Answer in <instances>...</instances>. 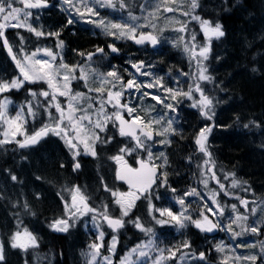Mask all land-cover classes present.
Wrapping results in <instances>:
<instances>
[{
    "label": "snow or ice",
    "instance_id": "1",
    "mask_svg": "<svg viewBox=\"0 0 264 264\" xmlns=\"http://www.w3.org/2000/svg\"><path fill=\"white\" fill-rule=\"evenodd\" d=\"M170 3H174V0H164V4H158L155 11H159L160 7H163L166 13L179 11L185 18L190 16L191 21L199 23L200 31L205 37L203 45H197L195 33L191 35L190 42L185 35L179 37L181 41H184V52L190 53V64L193 60L196 62V71L187 74L182 73V75L189 77L186 90L180 86L179 78H177L176 87L167 86L163 78L157 77L151 71L152 65H146L142 60L133 63L132 68L140 76L151 77L152 79L141 83L136 77H133L125 83L123 77L116 70L105 73L94 68L92 66L94 54L91 52L87 54L86 64L69 65L64 62L62 57L58 59L56 52L47 47H38L31 53L27 52L24 37L20 36V52L15 54L6 36L8 28L25 29L37 38L55 37L57 49H62L64 42L60 39V31L45 32L42 26H34L38 23L39 17L33 20L32 10L48 8L49 0H0V41L3 42V48L11 57L18 71V75L12 76L11 79L0 77V94L10 93L12 90H21L26 84H40V91H33L31 88L28 90L26 104L21 106L15 117L8 114V108L12 101L7 98L0 99V129H2L0 130V137H2L0 138V146L6 147L9 144H15L19 150H25L37 145L45 137L55 136L63 140L72 156V171L78 172L82 167L79 159L81 146L84 155L98 159L100 146L107 147L113 142L122 144L118 152L109 156L108 159L114 161L116 165L115 181L123 182L127 185V190L109 186L101 177L100 183L103 185L104 192L110 193L111 201L92 207L89 203V195L79 185L74 184L70 187L65 185L62 192L57 193L63 202V215L60 218H54L49 225L56 232H68L78 217L88 214H92V220L97 229H99L97 221L106 222L113 233H116L127 223L134 225L136 229L145 234L146 239L127 252L121 258L120 264H150V262L151 264H169L177 257V253H180L177 264H206V253L201 251L197 255L192 251L191 242L187 239L183 240L179 246L160 247L159 237L154 228L145 226L139 216L132 219V216L135 215L134 209L138 206L137 202L142 200H147L148 215L154 224L161 226V228L172 226L177 229V232H180L191 225L201 233L225 232L230 234L233 240L244 234L257 237L264 235V221L255 219L258 215V208L264 211V202H249L247 199L236 195L232 190L240 188L242 185L235 178L234 173L224 174L225 181L231 180L230 184L226 185L214 171L215 161L208 149L207 140L208 134L216 126L215 123L200 128L194 139L196 151L201 153L204 158L202 164H197V170L200 173L198 184L204 186L208 200L211 201V204L204 202L201 205L198 218L193 217L186 198L200 197L203 200L201 193L196 187H193L186 191L183 196L176 195V189L168 183V172L166 171L168 156L164 152H160L158 155L153 152L152 145L157 143L156 137H161L158 143L168 145L172 142V137L182 135V132L176 127L177 117L170 115V113L177 111L176 105L183 101H191L190 107L197 109L201 117L206 120H213L215 106L219 103V99L209 94L207 85L212 84L214 89L224 91L222 82L216 84L215 78L211 75L206 63L211 53V39H219L225 35L222 25L196 14V10L200 6L198 0H191L187 5V10H184L181 5L171 7L169 6ZM144 7L146 6H141L142 11ZM60 8L61 11L69 14L68 25L73 24L76 17L80 19L88 17L89 22L117 39L126 38L133 40L137 45L149 43L154 47L160 43L156 35L138 31L147 25H139L137 22L139 18L134 16L131 10L128 12V21L113 22L100 18L99 9H116L115 0H60ZM119 8L121 14L123 10L129 8L126 0H119ZM154 15L155 12L152 16ZM91 17H97V19H91ZM144 19L148 20L149 17H144ZM174 22L180 25L176 29L178 33L186 34L188 32L186 19ZM175 43L174 41L173 44L175 45ZM108 48L112 53L118 52V49L112 44H109ZM40 53H43V56H40ZM96 53L103 55L104 49L98 47ZM83 55L81 53V56ZM145 68L148 70H142ZM251 70L253 72L258 71L255 67ZM73 81H76L77 84L82 81L87 92L74 91ZM90 81L95 86H90ZM132 89H135L137 93L141 89H158L164 92L166 96L160 97L144 91L139 99L143 100L144 97L151 96V99L155 100L157 104L163 103L168 112L153 117L133 115L137 110L122 100L125 92H130ZM93 93L95 96L92 95ZM109 105L113 109L112 112L106 111ZM125 111L130 119H126L122 114ZM26 117H31L33 120L39 118L44 120V123L29 134L24 127ZM238 121L239 117H237ZM252 123L255 122L249 121L243 127L248 129ZM109 124H111L112 129L118 131L121 138H130V142L124 144L122 141H116L115 133L108 134L110 131ZM257 127L260 125L257 124ZM144 153H147L146 158ZM134 154L137 165L135 167L131 166L125 159L126 156ZM24 158L26 157L22 156V159ZM156 161H160V163H156ZM191 161L192 157L189 156V164ZM64 167L65 164L61 162L60 168ZM5 171L13 183H23L11 169ZM36 179L39 180L41 177L37 176ZM210 180L217 184V188L208 191ZM161 188L166 191L160 192ZM245 190L247 191V189ZM64 191L70 192V201L63 195ZM168 191L173 194L175 205L179 206L178 211H175L172 205L165 206ZM221 193L223 197L239 200V206L236 203L230 205V215L227 211L229 205L227 203L221 204L220 198H218ZM35 197L39 200L42 194L35 193ZM154 200L161 201V206H156L153 203ZM250 203L253 205L252 207H249ZM12 206L21 207L19 201L13 203ZM115 207L119 209V216L112 214ZM240 207L244 208L243 212L239 211ZM22 208L24 213L35 215L26 199ZM21 228L22 222L17 219L16 230L11 232L8 238L10 247L25 251L29 247H38V238L27 228H23L22 231ZM235 228H241V231H236ZM104 235L103 231H98L96 240L102 241ZM116 242V236L113 235L108 247L109 253H114ZM239 246V244L235 245V247ZM246 246L258 247L259 251L248 255H230L233 249L225 245L223 241L217 243L215 248L218 253L224 254L222 264H264V241ZM4 248L5 244L0 243V261H5ZM101 248V243L94 242L89 245L90 251L88 253H82L86 256L87 264H113L111 256H104L103 262L98 259L101 255ZM181 249L188 251L181 252Z\"/></svg>",
    "mask_w": 264,
    "mask_h": 264
},
{
    "label": "flooded vegetation",
    "instance_id": "2",
    "mask_svg": "<svg viewBox=\"0 0 264 264\" xmlns=\"http://www.w3.org/2000/svg\"><path fill=\"white\" fill-rule=\"evenodd\" d=\"M38 12L42 14V16L39 19L43 24V28L47 29L46 32L60 31V39L63 40L64 42L62 48V50H64L63 52L64 62L69 65L86 64L87 54L96 51L94 50V47H96L97 42H95L94 39L91 38V33L87 32L84 29L79 28V26L75 22L71 25L67 24V20L69 17L66 16L63 11H61L60 0H49V7L43 8ZM215 12L218 13L217 11ZM32 19L35 18L32 17ZM7 32L8 30H6V33ZM29 36H30L29 38L30 42L27 43V49L32 50L35 47L45 46L47 44L48 48L52 49L54 52L58 50L56 48L57 40L55 37L46 36L45 38L42 39L43 40L42 42H33V40L31 39L32 38L31 35ZM72 37H78L80 40H82V44L78 46L75 43H69V41H72L71 40ZM125 46L126 45L114 46L118 49V52L115 53L116 54L115 58H112L114 54L111 52V50L109 51L110 52L109 65L106 66V69L108 71H112V70L118 71V73L120 74L121 77H123L124 82L126 83V81L130 79L128 72H133L134 74L139 76V73H136L135 69L132 68V64L142 60L145 62L146 65H148L149 58L138 54L137 53L138 50L134 49L131 46H130L131 47L130 51L126 50L124 53H121L122 48ZM99 48L104 49L103 54H105L108 49L106 48V45H101L99 46ZM81 53L83 54L86 53V54L84 55V57H81ZM213 55L214 57H217L216 54ZM168 64L169 62L167 63V65ZM185 77L186 80L189 78L187 75ZM79 84L81 85V82ZM207 89L209 91V94L219 99V103H217L215 106V115L213 116V120H206L205 118L201 117L197 109L190 107L191 101H186L189 104L187 107H183V108L176 107L177 111L174 113H170L171 116L177 117L176 127L179 129L180 132H182V135L174 136L172 138V142L162 150L156 151L155 149H153V152L155 154L164 152L168 156V166L166 168V171L168 172V183L172 188L176 189L178 195H183L186 191H189L191 189L190 177H194L196 184L199 187H201L203 190H205L203 185L198 184V180L200 179V173L197 170V164L198 163L202 164L204 158L201 153H198L196 151V145L194 143V139L196 134L199 132L200 128L205 127L206 125H213V123H215L216 126L213 128V131L208 134L207 144L209 151L212 153L213 160L215 161L214 171L217 173L218 178L226 185L230 184L231 182L230 179L227 181L224 180V174L226 173H234L235 178L240 181V177L238 173L239 167L235 163L227 162L226 159H224L219 154V150L221 148L220 144H222L227 139L225 135L233 136V134L236 131H239L240 129L239 113L234 112V110H229L226 113H224V110L228 107V106L224 107V105L229 102L230 96L233 97V95L230 91L228 92L229 88H224V91H220L219 89H214V86L212 84L211 85L208 84ZM134 92L135 89H132L130 92L126 91L124 96L122 97L123 102L129 104V97L133 95ZM160 105L161 104H157L155 110L153 112H149L147 114V117H153V116H157L158 114H163L165 112H168V109L160 108ZM106 111L112 112L113 109L109 105L106 108ZM122 114L125 116L126 119H130L126 111L123 112ZM12 115L15 117L16 111H13ZM237 117H239L238 122H237ZM26 121L27 123H29V125H30V121H32L31 124H34V126L39 125L38 128H40L44 123V120H41L39 118L33 120L31 117H26ZM108 127L110 129L108 134L112 135L113 133H115L116 141H122L124 144L130 142V138L129 139L121 138L118 134V131L116 129H112L111 124H109ZM155 139L158 142V138L156 137ZM120 146H122V144L116 142H113L112 145L107 147L100 146L98 152V159L83 156L82 155L83 151L80 149L81 155L79 159L81 161L82 167L78 172H73L71 153H69L63 140H61L58 137L55 136L45 137L37 145H34L30 149H25V150H19L15 144H10L9 169H11L13 173L17 174L20 180L23 181V183L22 184L13 183L9 177V185L11 184L17 186L19 184L21 189L20 192L21 196H22V191L24 189H28L29 194L27 197L29 198L30 204L35 205L37 209V214L35 215V218L27 217L26 222H29L33 225L35 220H42L43 223H48L49 219H52V217L48 215L47 208L44 207V202L46 201V198H48L46 197V194L48 193L49 187L51 188L53 195L55 196L54 197L55 203L56 205H58L60 214L62 213V211H64V208H63V202L61 201L60 196H58L57 193L62 192V189L65 185H67L68 187L74 184L79 185L80 188L89 195L90 197L89 203L90 206L92 207L100 206L102 203H109L111 201L110 193H105L103 185L100 183L101 177L105 179V182L109 184V186L120 187L122 190L126 191L127 185L123 184V182L115 181L116 165L114 161L108 159L109 156L114 155L118 152ZM45 150L51 151V154H53L54 156L55 159L54 163L58 169V174L55 179L48 178L47 175L42 174L40 172H35L33 170H30V168L33 165V164L31 165L33 159L38 158ZM17 151L19 152V155ZM22 153L24 154L23 157L26 158L22 159ZM143 155L145 156V158L147 157V153H144ZM189 156L192 157L191 164H189L188 162ZM125 159L128 160L131 166L134 167L137 166L135 164V160H136L135 154L132 156H126ZM61 162L65 164L64 168H60ZM28 167L30 172L29 175L27 176L26 173H28ZM24 173L28 178H30L31 182L25 181ZM21 174L23 175V177L20 176ZM37 176L41 177V179L37 180L36 179ZM1 178L2 177L0 174V189L1 190L3 189V192L7 193V187L5 181L3 179V181L1 182ZM49 181H51L50 184ZM216 188H217V184L214 181L210 180L208 185V190L209 189L214 190ZM165 191L166 190L163 189V193ZM232 191L236 195L240 196L241 193L240 188L233 189ZM35 193H41L42 194L41 199L37 200L35 197ZM63 195L67 197L70 201V196H71L70 192L64 191ZM221 195L223 196L222 193ZM240 197L247 199L249 202L251 200L249 199V197L246 196H240ZM153 203L158 207L161 206V201L154 200ZM232 203H236V204L238 203L239 205V200L227 198V204L229 205L227 210H231L230 205ZM137 205L138 206L134 209L135 215L132 216V219H135L136 216H139L143 221V223L145 224V226L153 227L154 231L157 233V236L159 237L158 243L160 247L179 246L183 240L189 238L193 252H195L197 255L201 251L206 253V264H222L221 263L222 257L219 256V253L216 250L214 251L212 247L213 243L214 245L218 243V237L216 235L218 233L217 231H216L217 233L214 232L201 233L200 236V233L194 230L196 236L195 238V236L191 234V229L189 227L185 231L186 233L184 232L182 233L184 235H182V239H181L180 235L173 234L174 227L165 226L161 228V226L154 224L151 217L148 215L147 200L138 201ZM167 205H171V204L166 202L165 206ZM111 207L112 206L110 205V208ZM239 209L244 211L243 207H240ZM174 210L178 211L179 208L175 206ZM112 214L114 216H119L118 207L114 208ZM92 221H93L92 214H88L83 217H78V219L74 222L73 226H82L85 228H89L90 223ZM97 223L101 225V231H103L105 234L104 235L105 243L108 242V244H110L113 235L116 236L117 244L115 248V254L113 257L115 263L118 261L120 256H124L137 244H139L141 241L146 239L145 234L140 232L138 229L134 227V225L130 223L125 224V226L119 229L116 233H113L109 229H105L106 222L101 223L100 221H97ZM55 233L62 234V232H56V231ZM93 236L94 234H92V237ZM191 236H193V240ZM48 237H49L48 235H43V238L40 236L38 238V244L43 243V241H45ZM210 237L212 238L211 241L209 240ZM67 241L68 243L74 242L73 240H71L70 236H68ZM82 248L83 247L81 246V250ZM186 251L188 250L181 249V252H186ZM178 255H180V253H177V256ZM20 258L21 257H17L16 255L14 256L15 261L22 263ZM68 264H75V263H73V261H70L68 262ZM170 264H175V259L170 261Z\"/></svg>",
    "mask_w": 264,
    "mask_h": 264
},
{
    "label": "rangeland",
    "instance_id": "3",
    "mask_svg": "<svg viewBox=\"0 0 264 264\" xmlns=\"http://www.w3.org/2000/svg\"><path fill=\"white\" fill-rule=\"evenodd\" d=\"M191 2V0H174V3H170L169 6L171 7H176L177 5H181L184 10H187V5ZM158 4L163 5L164 4V0H142V4L135 10L132 12V14L136 17H138V24L139 25H147L146 27L140 28L138 31H144V32H149L152 33L153 35H156L159 40L160 43L158 44V47L156 50L150 52L149 51V47H145V48H141L137 51L138 54L144 56V57H148L149 58V62L148 65H152L151 71L155 73V75L157 77H161L163 78L165 84L169 87H176L177 86V78H179V80L181 81L180 86L183 87L185 90L188 87L187 81L189 80V78L186 80L185 76L186 75H182V73L187 74L190 72H194L196 71V62L193 60L189 61V56L190 53H185L184 52V41H181L179 39V37L181 35H185L184 33H178L176 31V29L180 26L179 24L175 23L174 21L176 20H187L188 25L195 23L196 25L199 26L198 22H194L191 21V17H183L179 11L177 12H164L163 7H160L159 11H155L156 6ZM216 5V4H215ZM213 5V7H215L216 11L220 9V6H215ZM22 7V5H19ZM141 6H146L143 8V11L141 10ZM134 9H135V4H134ZM33 12V17L36 19L37 17H41L40 12L38 11H32ZM100 12V18L105 19L106 21H113V22H121V21H128L129 20V16H128V12L125 13L124 11L121 14V10L119 7H116L115 10L108 8V9H99ZM155 12V15L152 16V14ZM65 13V12H64ZM66 14V13H65ZM144 17H149L148 20H145ZM33 19V20H35ZM91 19H97V17H91ZM79 24H81L83 27L90 29L91 31V38L94 39L95 42H97L96 47H94V50L97 49V47L101 46V45H106V48H108L109 44H112L113 46L116 45H127L129 43H132L133 40H129L126 38H121V39H117L114 36H109L102 28L97 27L95 24L89 22V18L85 17L84 19H80L79 17H76L75 19ZM34 26L36 27H43V24L41 23V20L39 19L38 23H36ZM11 30H22L24 32H28L25 29H13V28H8ZM200 29V26H199ZM43 30L46 32L47 29ZM198 33V32H197ZM202 33V32H201ZM29 34L31 35L32 38L36 39V41H39V39H43L45 37H41V38H37L35 37L32 33L29 32ZM203 35V33H202ZM214 38L211 39L210 41V46L211 43L213 41ZM176 42L175 45L173 44V42ZM24 42H30L29 40L24 39ZM14 43H17L16 40L14 42H12V45L14 46ZM205 43V37L203 35V38L201 39V41L199 43H197V45H203ZM18 44V43H17ZM47 46V44L45 46H39V48H45ZM27 48V45L25 44V49ZM35 47L32 50H29L27 52L31 53L33 51L36 50ZM15 49V47H14ZM135 49V48H134ZM110 49L108 48L106 53L102 56H97V58L93 59L92 62V66L94 68H99L97 69L98 71H102V72H108V70L106 69V66L109 65V58H110ZM20 50L17 51L15 50L14 53L15 54H19ZM63 52L64 50L62 49H58L56 51V54L58 56V59L60 57L64 58L63 56ZM40 56H43V53L39 54ZM210 60H215V57L210 53L209 56V60L206 62L210 73L213 77H215V81L216 84H220V81L217 79V77L219 76V71L220 68L215 66V63L217 61H215L214 63L209 64L208 62ZM169 62V64L167 65V63ZM116 68V67H114ZM144 70H148L147 68H145ZM130 79L133 77H136L138 79L139 82L144 83L147 82L149 80H151V77H144V76H138L136 74H134L133 72H128ZM222 85L224 88H230V84L226 81H224V79L222 80ZM90 86H95L93 84L92 81H90ZM110 87V85H109ZM144 91H148L152 94L155 95H159L160 97H165L166 94L162 91H159L158 89H141V91L139 93L135 92L133 93V95H131L129 97V105L132 106L133 108H135L137 111L135 113H133V115H140L141 117H146L147 114L149 112H153L155 110V107L157 106V103L155 100L151 99V96H147L144 97L143 100L139 99V97L141 95H143ZM93 96H95V93L92 94ZM5 97H3L2 99H4ZM9 100V99H8ZM169 103H175L173 101H167ZM156 103V104H155ZM189 104L186 101H183L181 104L176 105V107H187ZM247 105V104H246ZM228 106L225 110L224 113H226L229 110H234V112L240 113L244 115V112L247 110V108L245 109V107H242L241 110H238L236 106H234L233 102H228L227 104L224 105V107ZM13 108H15L14 105L10 104L9 108H8V114L10 116H12L13 112ZM160 108H165L164 104L161 103ZM147 110V111H146ZM164 112V111H162ZM249 118L247 116L244 117H240V129L239 131H236L233 136L234 137H239L240 139V143H243L244 145H258L260 150H264V144L262 143L264 140V128L263 127H257V123H255L253 126L255 128H251L249 126L248 129H245L243 127V125L245 123L249 122ZM26 125H24L25 127ZM2 130V129H0ZM2 138V137H0ZM22 139V137H20ZM158 141L161 139L160 137H157ZM173 138V137H172ZM169 145V144H168ZM168 145H161L160 143H155L152 146V149H155L156 151L162 150L164 149L166 146ZM3 148V146H0V149ZM81 150L83 151V148L81 146ZM159 153H157L158 155ZM85 157H90L93 158L91 156H87L82 154ZM39 158H37V162H36V158L33 159L32 164L36 163V166L40 165V162L38 161ZM46 162V161H45ZM160 161H156V163H159ZM49 163H52V160L49 161ZM239 172V177L242 174L241 172V168H239L238 170ZM29 167H28V173L27 176L29 175ZM25 173H24V177H25V181L26 182H31L30 178H28ZM244 176V175H243ZM246 183L250 186L251 189H247V186H243L242 187V191L243 192H248L249 190L252 198L250 202L253 201H257V203L260 202H264V197H262L263 193L262 190L257 187L256 185H254V183L252 182V180L254 181L255 178L254 176H250V178L244 176ZM5 181L6 187H7V194L9 195V197H13L16 199V201H19V204L22 206L25 199L28 201V203L30 204L29 198L27 197L29 194V190L28 189H24L22 191V196L20 195L21 189H20V185L18 184L17 186L15 185H9V178L7 176H2L1 178V182ZM191 180V185L190 187H196L197 190L201 193V196L203 197V200L200 197H187L186 201L189 205V207L192 210V215L193 217H199V211L201 208V205L204 202H207L208 204H211V201L208 200V197L206 195L205 190H203L201 187H199L196 182L194 177H190ZM51 183V181H49V184ZM247 189V191L245 190ZM57 191V190H56ZM208 191H211L210 189ZM160 192L163 193V188L160 189ZM48 193L52 194L53 197H55L53 195V192L51 190V188H48ZM48 193L46 194V197H48ZM178 192H176V195ZM178 196H183V195H178ZM233 199V198H230ZM236 200V199H235ZM170 203L172 206H177L179 208L178 205H175V200L173 199V194L168 191L166 193V200L165 203ZM238 205V203H237ZM32 210L35 212V215L37 214V209L36 206L33 204H30ZM239 206V205H238ZM253 205L250 203L249 207H252ZM52 207V208H51ZM51 207H47V211H48V215L52 217V221L54 218H60L63 215V211L60 214V210L58 208V205L51 206ZM228 214H231V210H227ZM240 212H243V210H239ZM24 212V211H23ZM198 212V214H197ZM28 218H35V215H31V214H27ZM60 214V215H59ZM59 215V216H58ZM210 215V214H209ZM5 218L6 221L3 222V229L4 232L8 233V238L9 235L11 234V230L9 229V227L12 224H17L16 222H14V220L7 214H5ZM256 220L258 221H264V211L260 210V208H258V215L255 217ZM227 222V221H225ZM191 229V234H193L195 236V231L199 232V230L195 229L193 226L189 225L187 228ZM235 227V226H234ZM22 227L21 231L23 230ZM44 228L46 230V223H43L42 220H35L34 224L30 226V228L28 229L30 232L33 233L34 236H36L38 238V236H40V233L44 231ZM184 229L180 232H177V229L174 227L173 229V234L174 235H180L181 239H182V234L183 232L186 233L185 231L187 230ZM236 231H241V228H235ZM48 231H50V228L48 229ZM98 231H101V225L99 224V229H97L96 224L93 223V221L90 223L89 228H85L82 226H72L71 228H69L68 232H64L65 234H68L71 237V240H73L74 242H69L70 246L74 247V251H75V255L71 258V261H73V263L75 264H87V259L85 255H82V253H88L90 251L89 249V245L96 242V243H101L102 244V248L100 250L101 255L100 257H98V259H100L103 262V257L104 256H111L112 262L113 264L115 263V261L113 260L114 253H109L108 252V247L110 244L105 243L104 242V238L102 241H97L96 240V236L98 235ZM218 232V233H217ZM214 231V233H217V237H218V243L223 241L225 245H228L230 247H232L233 251L232 253H230V255H248L251 254L253 252H258L259 248H250L247 247L246 245L248 244H257L258 241H264V235H260L259 237L257 236H253L251 234H244L241 235L237 238H235V240H233L231 238L230 234H226L225 232L222 231ZM200 236H201V232ZM92 234H94V236L92 237ZM74 236V237H73ZM192 240H193V236ZM8 238L7 240L4 242L2 239H0V243H4L5 244V248H4V255L5 256H13V248L10 247V245L8 244ZM196 238V236H195ZM187 240H189V238H187ZM209 240L211 241L212 238L210 237ZM105 244H107V247L105 248ZM117 244V242H116ZM239 244V247H235V245ZM81 246L83 247L81 250ZM213 250L215 251V245L214 243L212 244ZM116 248V245H115ZM16 251H18L20 254L21 252H23L24 250L21 249H15ZM219 256L222 257L223 260V256L224 254L219 253ZM123 256H120V258L118 259V261L115 264H120V260ZM179 260V255L175 258V264H177V261ZM222 263V261H221ZM151 264V262H150ZM170 264V262H169Z\"/></svg>",
    "mask_w": 264,
    "mask_h": 264
},
{
    "label": "trees",
    "instance_id": "4",
    "mask_svg": "<svg viewBox=\"0 0 264 264\" xmlns=\"http://www.w3.org/2000/svg\"><path fill=\"white\" fill-rule=\"evenodd\" d=\"M198 3L200 6L196 10V14L213 23H220L225 32L223 37L213 39L211 52L219 57L216 65L220 68L219 75L230 84L228 92L230 91L233 97L230 96L229 102H233L234 106L237 105L238 110L246 106L245 109L247 108V110L244 115L239 113L241 118L247 116L250 119L249 121L256 122L258 120L264 125V0H200ZM213 5L220 6L216 14H214L216 9ZM210 9L214 12H210ZM16 32L23 36L24 39L27 38L28 34L26 32L22 30H17ZM11 33L12 31H8V34ZM193 33L196 35V43H199L203 35L199 26L195 23L188 25L186 39L189 42ZM10 36L16 38L15 31ZM71 40L69 43H75L78 46L82 44V40L78 37H72ZM253 67L257 68L258 71L253 72L251 70ZM14 75H17L15 69L12 68L7 58L3 55V49L0 44V77L11 79ZM30 88L38 92L40 91V84H26L21 90H12L10 93L1 94L0 99L6 97L9 100L25 104ZM254 124H250V127L255 128ZM225 137L227 139L220 144L219 154L227 162L235 163L241 168L244 176L248 178L254 176L255 180H252L254 185L264 188V150H260L259 146H247L240 143L239 137L228 135H225ZM38 158L40 165L36 166L35 163L30 170L55 179L58 169L54 163L55 159L51 151L45 150ZM51 160L52 163L50 164L48 161ZM6 169H9V160L0 158V173H6ZM243 175L240 176V180L245 179ZM20 176L23 177L22 174ZM241 185L242 187L244 186L243 184ZM244 194L245 192L241 189L240 196H244ZM246 194L248 195V192ZM0 197H2L0 198V210L2 212V215L0 213V232L1 238L5 242L8 238V233L2 229L3 222L6 220L3 213L15 214L20 209L19 207L15 210L11 209L8 195L1 192ZM219 198L221 204L224 201L227 203V198L225 199L222 195ZM54 205L55 199L52 194L48 193L44 207L47 208ZM68 236V234L52 232L38 247L27 249L25 254L22 255V263L14 260V256H18L19 252L13 249V256L4 255L5 261H0V264H26V261L27 264H47L45 258L49 255L53 256V264H68L75 255L74 247L70 246L67 241Z\"/></svg>",
    "mask_w": 264,
    "mask_h": 264
},
{
    "label": "bare ground",
    "instance_id": "5",
    "mask_svg": "<svg viewBox=\"0 0 264 264\" xmlns=\"http://www.w3.org/2000/svg\"><path fill=\"white\" fill-rule=\"evenodd\" d=\"M218 11V10H217ZM227 39V38H226ZM217 57H218V55H216ZM217 79L220 81V83L222 82V78H221V75H219L218 77H217Z\"/></svg>",
    "mask_w": 264,
    "mask_h": 264
},
{
    "label": "water",
    "instance_id": "6",
    "mask_svg": "<svg viewBox=\"0 0 264 264\" xmlns=\"http://www.w3.org/2000/svg\"><path fill=\"white\" fill-rule=\"evenodd\" d=\"M10 57V56H9ZM11 58V57H10ZM12 60V59H11ZM15 65V64H14Z\"/></svg>",
    "mask_w": 264,
    "mask_h": 264
}]
</instances>
